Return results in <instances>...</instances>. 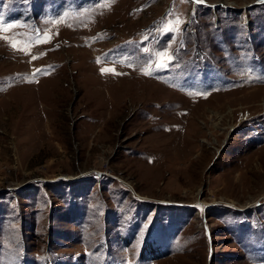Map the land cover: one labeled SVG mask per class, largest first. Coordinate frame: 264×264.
I'll return each mask as SVG.
<instances>
[{"label": "rangeland", "instance_id": "obj_1", "mask_svg": "<svg viewBox=\"0 0 264 264\" xmlns=\"http://www.w3.org/2000/svg\"><path fill=\"white\" fill-rule=\"evenodd\" d=\"M3 28L0 264L118 256L136 199L124 264L264 261V0H0Z\"/></svg>", "mask_w": 264, "mask_h": 264}, {"label": "trees", "instance_id": "obj_2", "mask_svg": "<svg viewBox=\"0 0 264 264\" xmlns=\"http://www.w3.org/2000/svg\"><path fill=\"white\" fill-rule=\"evenodd\" d=\"M184 42H182L181 44L183 45ZM196 54L199 55L200 54V51H196ZM88 180V179H87ZM86 180H84V178H81L80 180H76V181H69V182H66L65 184L61 183L59 186H62L61 188V196L63 193L65 192H68V195L63 198V200H66L67 198H70L69 195H73V196H77L78 194H80L81 196H84L87 194V193H83L84 190H86L87 188V185L85 183ZM58 191V189H57ZM59 192V191H58ZM83 193V194H82ZM95 191H92L91 194V198L89 200H86L85 201V207L83 209V211H85L86 213L88 212V209L89 207L93 206V201H94V194ZM47 197V195H46ZM136 203L135 205L131 208V209H125V207L123 208H119V207H116L115 208V212L117 211V209H120L122 212H120L119 216H121V218H125L126 221H127V224L128 223H132V224H135L136 226H138V231L136 233V235H128L126 237V239H124L126 245H125V248L121 250L122 252V256L121 257H118L117 259H124V260H134L136 259L137 262L141 260L142 256L144 255V253L148 250V248H151V249H155V247L151 244L152 241H150L149 237H144V234H149L150 232H152V227L151 229L149 230H146V226H145V221L146 219H148L150 213H149V209H150V206L148 208H141L140 206V202L139 200L136 199ZM96 208L95 210L97 211L96 213H98V209L100 208H103L106 213H109L108 212V209H109V203H106L104 202V200L101 201L100 204H96ZM161 205V204H159ZM169 206V205H167ZM93 208V207H92ZM135 208V209H133ZM156 211V216L155 218H157V209H155ZM114 215H117V213H114L112 215H109L108 217L106 216L105 218H103L101 220V223H100V229H101V235L99 237L100 239V242H104V241H109L110 239V236L111 235H115L117 233H113L111 232L115 227H118L119 225H115L114 224V227H112L110 230L107 229L109 227V225H107V222H109V220H113L114 219ZM144 216V217H143ZM154 218V220H155ZM78 221H80V219H77ZM125 223H123L122 225H125ZM129 225V224H128ZM82 226H83V223H82ZM126 226V225H125ZM85 226L83 228V235H84V231H85ZM143 228H144V232H143ZM138 234H140V237H141V242L140 244H143V246L141 248L137 247L136 250L134 251L133 247L134 245L136 244V237L138 236ZM152 240V239H151ZM154 240H156L154 238ZM83 241V239H82ZM133 242V243H132ZM139 244V245H140ZM83 245L85 247V250L83 251V254H78V255H84V254H88L90 253V245H88V243L84 240L83 241ZM132 245V246H130ZM140 249V250H139ZM158 249V248H157ZM92 250V249H91ZM160 251V250H159ZM59 253H57L58 255ZM56 254H52L51 252H47L46 253V256L44 257V262L47 263V264H50L49 263V260L50 261H56V260H59L58 256ZM77 253H75V255H72V260L74 259L75 256H78ZM92 264H99V259L98 258H95L94 262Z\"/></svg>", "mask_w": 264, "mask_h": 264}, {"label": "snow or ice", "instance_id": "obj_3", "mask_svg": "<svg viewBox=\"0 0 264 264\" xmlns=\"http://www.w3.org/2000/svg\"><path fill=\"white\" fill-rule=\"evenodd\" d=\"M0 30L7 32L9 29L8 28H3V29H0ZM50 39H51V37H47L45 42H47V40H50ZM13 47L15 48V47H17V45L15 43H13ZM102 71H104V72H108V71L114 72L115 70L114 69H103Z\"/></svg>", "mask_w": 264, "mask_h": 264}, {"label": "water", "instance_id": "obj_4", "mask_svg": "<svg viewBox=\"0 0 264 264\" xmlns=\"http://www.w3.org/2000/svg\"><path fill=\"white\" fill-rule=\"evenodd\" d=\"M238 10H241V9H238Z\"/></svg>", "mask_w": 264, "mask_h": 264}]
</instances>
